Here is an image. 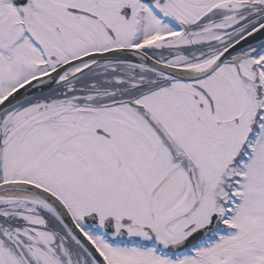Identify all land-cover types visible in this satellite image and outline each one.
<instances>
[{
  "label": "snow or ice",
  "instance_id": "obj_1",
  "mask_svg": "<svg viewBox=\"0 0 264 264\" xmlns=\"http://www.w3.org/2000/svg\"><path fill=\"white\" fill-rule=\"evenodd\" d=\"M0 264H264V0H0Z\"/></svg>",
  "mask_w": 264,
  "mask_h": 264
}]
</instances>
